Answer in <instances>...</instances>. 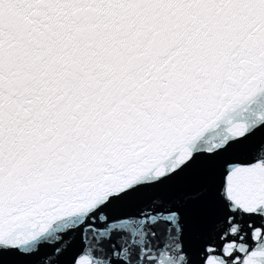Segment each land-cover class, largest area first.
Wrapping results in <instances>:
<instances>
[{
  "label": "snow or ice",
  "instance_id": "snow-or-ice-1",
  "mask_svg": "<svg viewBox=\"0 0 264 264\" xmlns=\"http://www.w3.org/2000/svg\"><path fill=\"white\" fill-rule=\"evenodd\" d=\"M0 264H264V0H0Z\"/></svg>",
  "mask_w": 264,
  "mask_h": 264
}]
</instances>
